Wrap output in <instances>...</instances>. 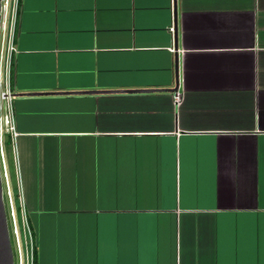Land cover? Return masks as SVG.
Instances as JSON below:
<instances>
[{"label": "crops", "instance_id": "crops-1", "mask_svg": "<svg viewBox=\"0 0 264 264\" xmlns=\"http://www.w3.org/2000/svg\"><path fill=\"white\" fill-rule=\"evenodd\" d=\"M175 9L173 51V0H20L35 264H264V0Z\"/></svg>", "mask_w": 264, "mask_h": 264}, {"label": "built area", "instance_id": "built-area-1", "mask_svg": "<svg viewBox=\"0 0 264 264\" xmlns=\"http://www.w3.org/2000/svg\"><path fill=\"white\" fill-rule=\"evenodd\" d=\"M2 18L0 26V167L3 185V193L9 197V208L6 207L8 228L13 251L14 264H35V243L30 225L27 221L25 206L19 188L17 176L18 205L20 207L17 215L12 201L6 172L4 151L2 145L3 134L8 133L13 142L16 136L14 126L13 96L11 87V58L15 51L13 44L15 23L17 20L20 0H1ZM174 33V26L169 28ZM174 51V48H171ZM181 95L177 91L174 94L176 103L180 101ZM15 156V155H14ZM15 158V157H14ZM16 162V161H15ZM17 174V170H16ZM6 206V204H5Z\"/></svg>", "mask_w": 264, "mask_h": 264}, {"label": "water", "instance_id": "water-1", "mask_svg": "<svg viewBox=\"0 0 264 264\" xmlns=\"http://www.w3.org/2000/svg\"><path fill=\"white\" fill-rule=\"evenodd\" d=\"M1 18H2V5L0 0V26H1ZM173 25H174V33H173V41H174V49L177 47L176 40V9H175V0H173ZM177 49V48H176ZM178 86V78H177V57L175 58V86L170 91H176ZM120 91V90H119ZM127 92H147L151 91L150 89H138V90H122ZM0 264H14L12 245L10 240L8 221H7V213L4 202V193H3V184H2V175L0 171Z\"/></svg>", "mask_w": 264, "mask_h": 264}, {"label": "trees", "instance_id": "trees-1", "mask_svg": "<svg viewBox=\"0 0 264 264\" xmlns=\"http://www.w3.org/2000/svg\"><path fill=\"white\" fill-rule=\"evenodd\" d=\"M2 145L4 151V159H5L6 172L8 176V182L12 195V201L15 207V211L18 215L20 207L18 205L16 162L13 153V142L10 134L8 133L3 134ZM35 262H36V251H35Z\"/></svg>", "mask_w": 264, "mask_h": 264}, {"label": "rangeland", "instance_id": "rangeland-1", "mask_svg": "<svg viewBox=\"0 0 264 264\" xmlns=\"http://www.w3.org/2000/svg\"><path fill=\"white\" fill-rule=\"evenodd\" d=\"M0 171H1V167H0ZM2 184L4 185L3 182H2ZM4 202H5V204H6L5 208H6V207L9 208V206H10V203H9V197L6 195V193H5V196H4Z\"/></svg>", "mask_w": 264, "mask_h": 264}]
</instances>
